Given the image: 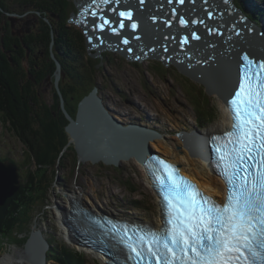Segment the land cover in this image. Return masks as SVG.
<instances>
[{"label": "rangeland", "instance_id": "rangeland-1", "mask_svg": "<svg viewBox=\"0 0 264 264\" xmlns=\"http://www.w3.org/2000/svg\"><path fill=\"white\" fill-rule=\"evenodd\" d=\"M73 2L76 4V0H73ZM14 5H17V1L6 0L9 14L4 7L0 6L3 18L2 28L5 33L3 30L1 32L5 35L15 36L19 33L24 34L35 30L36 26H39L41 17L30 11L22 18H15L12 13L20 11H11ZM70 16L66 23L67 26L85 32L82 27L69 21ZM53 20L56 23V19ZM85 44L87 47V42ZM1 49L0 46V52ZM39 51L40 49H38V52L34 51L37 56L35 58V53L27 49L26 56H23V67L25 69L33 68L36 71L37 67L31 65V61L35 60L39 67L38 72L48 71V77L50 76L52 79H54L53 74H56V79L51 81L50 78L48 81L45 80L43 84L38 83L37 86L33 87L34 91L39 94V107L42 108L46 105L50 109L49 111H43L44 119H47V125H44L47 133L43 131L44 138L42 140L38 138L36 142L40 140V144L52 145L54 154L51 153L53 157L49 162L44 161L42 163L43 157L39 156L33 162L27 161L29 148L13 131L5 127L0 115V155H3V158L12 159L14 163L19 165L21 167L22 182L26 181L27 188L29 186L33 188L32 192L24 193V203L26 204L20 205L25 207L31 202L29 223L25 222V228L20 226L22 223L17 227L15 226L16 228L13 226V230L10 231L12 239L6 240L4 243L0 242V244L2 243L0 263L2 264V259L10 255L9 253L14 254L16 250L23 251L26 243L25 238L29 237L30 233L36 231V229H41L48 241L51 242L50 248L46 250L45 264H59L58 255L54 250L57 248V251L61 253L64 252L66 247L80 253L85 259V264H106L94 254L85 252L84 248L69 245L64 241V229L62 228L63 225L60 224L58 207L69 209L72 194L74 195L75 192L77 195L84 193L83 202H86L85 205L94 210L101 208V210L113 212L118 216H135L160 224L158 196L148 184L146 172L136 158L126 162L123 161L120 166L106 165L102 162L93 164L91 161L81 163L75 150H73V143L71 148L67 150L65 148V151L62 152L61 141H54L53 144L50 136L54 134L48 124H50V119L58 116L54 112L53 103H51L57 100L55 85L60 99L66 98L68 106L70 99L73 101L78 98L76 95L79 93L77 89L80 85L74 83L73 79L69 78L68 73L64 72L63 66H60L62 63L58 62V58H56L55 51L52 52V56L56 59L57 71L52 66L51 60H49L50 62L47 60L51 58L49 53L48 57H41ZM93 52L95 54L96 50H93ZM103 58L104 60L98 65L96 79L93 76L90 77L81 87L89 89L92 83L95 82L93 85L99 86L100 96L103 97L104 103L116 112V116L121 121L146 125L162 134L161 139L165 142L166 147H162L161 150H158L156 145L149 141L152 150L155 152L167 156H170L168 154L172 152L175 156L181 157V153H185L187 149L183 148L184 142L177 133L182 130H193L194 128L204 131L217 121L216 116H214L213 122L208 121L206 118L200 120L196 110L198 107L203 111L204 109L208 111L206 106L209 100L212 104H210L211 110L213 108L211 112L216 114L215 112L220 107L217 95L212 94L206 97L203 94L205 89L201 84L182 76L176 68L170 67L167 71L164 69L158 71L153 65L160 63V61H145L135 65L119 52L104 51L101 59ZM95 59L100 58L95 57ZM81 62L83 63L82 60ZM46 63H48L47 68ZM83 64H87V62ZM61 73H63V77H61ZM59 75L61 79L57 82ZM31 77L34 79L33 75ZM93 88L90 90L92 91L96 87ZM74 92L77 93L74 94ZM209 117L211 118V116ZM38 120L36 119V121ZM59 121L58 119L57 122ZM35 126L36 129L39 128L37 129L39 132L40 126H37V123ZM58 126L61 125L58 124ZM39 134H42V129ZM168 148L171 149L170 153L166 152L170 151ZM39 150L37 146L36 153L40 152ZM193 158L201 159L197 156ZM30 183H33V185ZM41 189L45 192L46 197L44 196V198ZM81 190L85 192L82 193ZM2 210L4 208L0 209V211ZM53 233L56 234L55 238L51 237ZM12 260L18 262V259L15 258ZM26 262L32 264L28 260ZM3 264L5 263L3 262Z\"/></svg>", "mask_w": 264, "mask_h": 264}, {"label": "snow or ice", "instance_id": "snow-or-ice-1", "mask_svg": "<svg viewBox=\"0 0 264 264\" xmlns=\"http://www.w3.org/2000/svg\"><path fill=\"white\" fill-rule=\"evenodd\" d=\"M106 3L109 0H89L81 14L96 16L98 5ZM119 15L132 18L130 11ZM110 23L103 19L95 26L103 29ZM179 23L185 26L189 21L181 17ZM130 26L135 29L137 24ZM192 38L200 37L193 33ZM240 59L238 87L228 101L231 130L212 137L228 186L225 202L217 203L180 177L175 165L152 158L147 166L163 199L164 226L108 221L110 232L126 250L125 264H152V258L156 264H264V60L247 53Z\"/></svg>", "mask_w": 264, "mask_h": 264}, {"label": "trees", "instance_id": "trees-1", "mask_svg": "<svg viewBox=\"0 0 264 264\" xmlns=\"http://www.w3.org/2000/svg\"><path fill=\"white\" fill-rule=\"evenodd\" d=\"M15 1H17V5L12 6L11 11L19 10L20 12H16V14L23 16L31 11L33 13H37L41 19L39 26H36L35 30L24 34L19 33L15 36L8 34V36L4 34L5 31L2 28L3 18L2 12L0 11V46L2 47L0 52V115L5 127L8 130L13 131L16 136L23 140V142L29 148L27 161L33 162V160L39 156L43 157L42 163L44 161L49 162L52 160L54 154L52 151V145H46L44 143L40 144V140L44 138L43 131H46L47 133V130L44 127V125H47V119H44L43 111H49L50 109L46 105L42 108L39 107V94L34 91L33 87L37 86L38 83L43 84L45 80H50V78L51 81L56 79V74H53L54 79H52V77H48V71H44V73L38 72L39 67L35 60L31 61V65L37 67L36 71H34L33 68L25 69L23 67V56H26L27 49L32 50L33 53H35L34 51L38 52V49H40L39 55L41 57H48L49 53L51 58H48L47 60L48 62L51 60L52 66L54 67L55 71H57L56 59H54L52 56V52L55 51V55L57 56L56 58H58V62L62 63L64 72L66 71L68 73L69 78L73 79L74 83H78L80 85L79 89H77L79 93L74 92V94H78L76 95L78 98L75 99L73 103L70 99L69 106L67 100L65 104V108L73 117H76L80 101L86 95L92 92L90 89H92L96 84L93 85L95 83L93 82L89 89L83 88L81 86H83V84L92 76L96 79L98 65L100 62H102V60H104V58L95 59L92 57L86 47L85 43L87 41L86 38H84V33L67 26L66 23L69 15H71V12H73L74 9V11L77 9L73 0ZM241 1L243 5L245 3L251 6L252 11H250L252 18L256 20L264 19V0ZM0 6L4 7L6 12H9L6 7V0H0ZM54 18L56 19V23H54ZM2 30L4 33L1 32ZM34 55L35 58H37L36 53ZM81 60L83 63L87 62V64H83ZM133 64L137 65V63ZM156 65L153 66L158 71L162 69L166 71L168 70V68L164 67L160 63H157ZM47 67L48 63H46V68ZM31 75L34 76V79L32 77L30 78ZM62 91L64 90L62 89ZM55 93L57 100L56 102L52 101L51 103L54 105V112L58 114V116L56 113L55 115L59 118L54 117V119H50V124L48 125L54 134L50 136V139L53 140V144L54 141H61L62 152L65 151V148L67 150L72 146H68L70 138L66 130V126L70 123V121L67 117L65 108L62 106V99H60L56 85ZM205 93L203 94L207 97L208 93L206 90ZM208 102L206 106L208 111L207 109H204L203 111L198 107L196 109L198 111L200 120L206 118L208 121H211L214 118V114L211 112L213 108L211 110V103L209 100ZM41 104L44 105L43 103ZM209 116L212 117L210 118ZM36 119L39 120L36 121ZM58 119L60 120L59 122H57ZM36 123L37 126H40L39 132H41L42 129V134H39L37 131L39 128L36 129ZM58 124L61 126H58ZM38 138L41 139L36 142V139ZM37 146L38 150L40 149V152L38 153H36ZM73 150H75V148H73ZM75 153L77 154L76 150ZM31 185H33V183ZM40 187H42V185H40ZM29 188H26L25 190L21 188L22 190L20 189L19 193L17 194L19 196L10 198L6 205L2 206L4 210L0 212V242L4 243L6 240L9 241L12 239L10 231L13 230V226L17 227L22 223L20 226L25 228L26 223H29L28 219L30 216L29 211L31 202L25 207L20 206L26 204L24 203V193L32 192L33 189L32 186H29ZM41 190L43 193V198L44 196L46 197L44 190ZM15 197H18V199ZM27 239L28 236L25 238V241H27ZM2 243L0 244V247L2 246ZM54 251L58 255L59 264L86 263L85 259L80 255V253H77L74 251V249L69 247H66L64 252L61 253L57 251V248H55Z\"/></svg>", "mask_w": 264, "mask_h": 264}, {"label": "water", "instance_id": "water-1", "mask_svg": "<svg viewBox=\"0 0 264 264\" xmlns=\"http://www.w3.org/2000/svg\"><path fill=\"white\" fill-rule=\"evenodd\" d=\"M77 1L79 0H76V3ZM135 1L139 5L136 4L137 13L133 12L134 8L130 9V12H133L131 19L121 17L119 13L121 11H127L128 6H132L134 0L128 1V4H121L120 2H116L109 7H103L101 9L97 8L96 16H92L90 14L85 15L87 19H85V28L89 29V31H93L91 34H87L85 32L87 34L86 40L88 42L89 48H99L98 41L101 39H108L110 40V42H104V44H101L102 48L99 49V53H101V51H103L104 49L117 51L122 48L123 50L120 51V53L130 61L141 62L143 59L149 57L159 60L166 67L175 66L179 72L198 81V83L205 84L210 93H216L221 98L226 99V96H228L229 92L226 90L223 94V90L222 88H220L221 83L218 77L220 60H222L220 54L222 53L220 52L219 54L213 49V47H216L215 45L213 46V42H215L214 38L216 36L213 35L212 38L207 37L205 34H202V32L204 33V31L200 32L198 28L200 43L207 41V45L203 44L202 48L200 47L199 50H197V45L195 42L191 43L189 38L187 42H181L183 38H178V36L176 35L178 33H181V31L183 32L184 26L180 25V23L178 22L168 21L167 19L158 20L157 23H159L162 27L157 28L156 34H153L152 36L154 38V36L156 35L159 42L155 41V45H153V48H155L156 51H153V53L149 54L147 50L148 46L145 42L139 44L136 43L137 40H135L134 43H130L127 39V35L135 39L141 34L131 35L126 31V29H131L130 23L132 21L134 22L135 20L141 19L143 17L142 15L145 12H149L147 8L151 6L155 8L154 3L156 1ZM160 7L161 6H159V9L164 10L163 7ZM177 10L178 12L186 13V11L182 8L177 7ZM12 15L15 18L23 17V15H19L16 13H12ZM79 17H81V15ZM103 19H107L111 23L106 24L103 29L96 27L95 25L102 22ZM121 21H123L125 25L123 28L120 27ZM142 22L144 24V28H141V32H143L142 34L145 36L147 35V31L145 30V23L147 22V20H143ZM113 28L117 29V31L113 32L111 30ZM174 29H176L177 31H175ZM110 34L111 36L115 37L110 39V37L108 36ZM182 36L184 37V35ZM143 39L146 38L144 37ZM172 39L175 41L172 43L174 45H177V48L175 50L171 47L174 46L172 43H170L169 47H166L164 45L165 49L162 48V43L165 44L166 41H172ZM124 40H127L128 43L125 44ZM241 42L242 41H240L239 44ZM167 43L169 45V42ZM187 44H193L194 47L187 48ZM131 45L135 47L137 54L134 53L130 55L129 52H126V54L124 53V50H128L127 47H131ZM241 45V48H247V43H242ZM142 49L145 50L142 51ZM224 53L225 51H223V54ZM213 56L215 60L211 59V57ZM210 59L212 60L211 62ZM228 59V56L225 55L224 60ZM208 63H211L212 67L207 66ZM214 64L217 65L214 67ZM207 67L210 69H208ZM59 80L60 75L59 77H57V82ZM110 112V108H108V106L104 104L102 97L99 95L98 88H95L90 94L85 96L80 101L76 118H73L69 113H67L70 120V123L66 128L67 133L71 138L69 144H74L75 150L77 151V155L79 157V161L81 163L91 161V163L93 164L102 162L106 165L120 166L122 164V161H128L132 158H136L140 163L145 164L146 159L148 158L145 152H147L148 149L150 150L147 140L150 139V137L160 138L161 134L156 130H152L148 126L138 123L125 124L124 122L113 116ZM188 148L192 152V154L197 156V152L194 151V149H191L189 145ZM200 156L205 159L209 158L207 152L204 155ZM19 188L20 185L17 172L12 169L11 165L7 163H0V204H4L7 198L13 195ZM79 211L80 209L73 210V212L75 213H79ZM76 219L77 221H84L81 216H78ZM37 235L41 240L40 243L35 242L37 241ZM26 248L29 251L27 254L30 255L29 258L32 264H44L45 254L46 250L49 249V244L41 230L32 234L28 244L26 245ZM36 249H38L37 251H39L40 253V259H37L35 257Z\"/></svg>", "mask_w": 264, "mask_h": 264}, {"label": "bare ground", "instance_id": "bare-ground-1", "mask_svg": "<svg viewBox=\"0 0 264 264\" xmlns=\"http://www.w3.org/2000/svg\"><path fill=\"white\" fill-rule=\"evenodd\" d=\"M155 1H156L154 3L155 4V8L149 7L150 9H152V11L148 15V17L146 15H144L141 19H139V20H137L135 22L137 24V28L140 31H142L141 28L144 26L142 21H143V19L147 20L146 25H145V29L147 30V32L149 34L145 35L146 39L142 38V41H144L146 43V45L148 46L147 50H148L149 54L153 53V51H156V49L153 48V45H155V41L153 40V36L151 35V32L152 31L155 32V30L161 26L159 23H157V21L160 20V18H166V17H171V16L175 15V11H173V10H167L166 14H160V12L157 9L158 6H163V7H165V9H167L169 0H155ZM173 1L179 2V0H171V2H169V4L173 5ZM218 1H219V5L221 6V10L222 11L227 12L228 9H232V7L228 3L226 4V2L228 0H218ZM185 2H186V0H185ZM196 3L199 5L200 0H198V2L196 1ZM149 8H147L148 11H149ZM199 8H201V6H199ZM198 11L200 13V10H198ZM195 15H197V18H199V20H205L208 23L212 22V19L207 17V16H204V15H201V14H195ZM188 26H190V24ZM137 38L139 39L140 37H137ZM191 38H192V36H191ZM110 39H112V38H110ZM127 39H128V41L130 43H134L135 42V39H133L131 37H128ZM193 40L195 41V43L197 45L196 46L197 50H199L200 47L202 48V46H201L202 44L200 43V39H193ZM223 41H224L223 42V46L224 47L220 48V50H225V52L228 50L226 53H228L229 51H232V53L234 52L235 53V60L239 61L243 54H239L238 53L239 52L238 47H237V49H235V47H233L234 49H228L229 44L227 42H225V40H223ZM108 42H110V40H108L107 43ZM167 42H169V45H168ZM172 42H175V41L172 39V41L171 40L166 41L165 44H163V43L161 44V42H160V44L163 45L162 48H165V46L169 47L170 43H172ZM137 43H139V40H137ZM101 44H104V43L102 42V40H99L98 41V45H101ZM206 45H207V42H206ZM233 46H234V44H233ZM171 47H172V49L175 50L177 48V45H174V46H171ZM188 47H192L193 48L194 46H193V44H189ZM127 49L128 50H124L125 52L123 51L125 54H126V52H129L130 55H132L134 53L137 54L136 49H135V47L133 45H131V47H127ZM122 50L123 49L121 48L120 50H117V51L120 52ZM144 50L145 49H142V51H144ZM246 53L248 54L249 52H246ZM233 56H234V54H233ZM178 57H180V56H178ZM178 57H175V58H178ZM145 61H159V60H156V59H153V58L149 57V58L143 59L141 61V63H143ZM160 63H162V62L160 61ZM216 65L217 64H214V67ZM62 76H63V73H61V77ZM217 101L220 102V107H219L218 111L215 112L216 114H214V116H216L217 121H215V123L210 125L204 131H201V133H203L205 135H209L210 131L213 132V131H220L222 129H225L227 127V125L229 124V122H230V112L227 109L226 103L222 99H217ZM129 123H131V122H129ZM193 130L194 131H199L197 128H194ZM193 130H186L184 132V134L187 137V139H185V140H183V138L179 135L180 139L182 138L181 140H183V142H184L183 148H186L188 150V151L186 150L185 153H181L182 154L181 157H178L177 155L175 156L174 154H172L171 149H169V148L168 149L170 151H166V152L167 153L171 152V154H168L170 156H167L165 154H161V155L164 158H166V159L176 163L177 165H179L181 167L182 172H184L185 174L189 175L192 179L196 180L203 187V189H204V191L206 193H209V194H212V195L218 196V197L222 196V195L225 196L226 195V187H225L223 181H221V179L218 178L215 175V173L213 171V168H212V163L209 160H207L205 158H201L199 156H197V157H199L201 159L193 158V157H195V155L192 154V152L188 148V145H189V147L191 149H193L194 147L198 148L197 145H199V142H200L198 140L197 135L195 134V132ZM161 137H162V134H161ZM161 137L160 138L150 137V139L147 140L148 146H149V148H151L150 150L148 149V151L145 152L147 156H150V154H152V153H156L154 150H152V147L150 146L149 141H151L152 144L156 145L158 150L159 149L161 150L162 147H166L165 142H163ZM156 154H158V153H156ZM146 178L149 179L150 176L146 175ZM147 182H148V184L150 183L148 180H147ZM26 188H27L26 187V183H24L23 186H22V189L25 190ZM83 192H85V191L83 190L82 193ZM17 194L15 196H19ZM83 194L80 193V195H77V193L75 192L74 193V195H76L75 197H73L74 195L72 194V197L70 199L71 200V208H74L73 205L77 201H81L80 204H84V206L86 207V205H85L86 202H83V200H84L83 199ZM15 198L18 199V197H15ZM0 209H3V207H0ZM58 209H59L58 211H59V214H60V216H59V220L60 221L62 219L63 220L65 219V216H66L67 212H68V214H70L71 212L73 213V211H72L73 209L72 210H68L67 208H63L61 206H59ZM90 209H92V208H90ZM96 211L99 212V213H104V214H115L113 212H108L106 210H101V208H99ZM0 212H2V211H0ZM66 221L69 222L70 224H73V225L75 224V223H73L72 221H70L68 219H66ZM69 223H66L65 227H63L64 229H66L67 234L69 236L73 235V234L78 236V233L76 232V229L73 226L70 227V225H68ZM159 226H161V223L158 224L157 227H159ZM36 240L37 241H41L40 238L38 237V235L36 236ZM37 250L38 249L35 250L36 251L35 257L37 259H40V253ZM29 257H30V255L27 254L26 252L24 254L23 251L16 250V252L14 254L11 253L10 255L6 256V258L4 257L5 259L4 258L2 259V264H3V262L5 264H29V263L26 262V260H28L31 263ZM14 258L18 259L17 263L12 260Z\"/></svg>", "mask_w": 264, "mask_h": 264}, {"label": "clouds", "instance_id": "clouds-1", "mask_svg": "<svg viewBox=\"0 0 264 264\" xmlns=\"http://www.w3.org/2000/svg\"><path fill=\"white\" fill-rule=\"evenodd\" d=\"M84 34H85V38H86V33L85 32H83ZM87 41V40H86ZM88 49V48H87ZM88 52H89V50H88ZM89 54H90V52H89ZM92 57H93V55L92 54H90ZM96 57L98 56L99 58H101V56H99L98 54L96 55V54H94ZM95 56H94V58H95ZM102 57H103V54H102ZM164 66V65H163ZM164 67H166V66H164ZM166 68H170V67H166ZM179 73H181V72H179ZM182 76H184V77H187V76H185V75H183V74H181ZM187 78H190V77H187ZM190 79H192V78H190ZM192 80H194V79H192ZM48 81V80H47ZM195 81V80H194ZM197 82V81H196ZM200 84V83H199ZM202 87H204L203 85H202ZM204 89H205V87H204ZM63 104V103H62ZM214 120V119H213ZM213 120H211L210 122H212Z\"/></svg>", "mask_w": 264, "mask_h": 264}, {"label": "flooded vegetation", "instance_id": "flooded-vegetation-1", "mask_svg": "<svg viewBox=\"0 0 264 264\" xmlns=\"http://www.w3.org/2000/svg\"><path fill=\"white\" fill-rule=\"evenodd\" d=\"M74 102V100L72 101V103Z\"/></svg>", "mask_w": 264, "mask_h": 264}]
</instances>
